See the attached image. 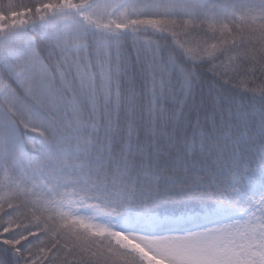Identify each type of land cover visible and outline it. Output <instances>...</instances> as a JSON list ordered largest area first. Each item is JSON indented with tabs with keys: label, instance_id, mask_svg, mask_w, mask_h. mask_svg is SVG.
<instances>
[{
	"label": "snow or ice",
	"instance_id": "obj_1",
	"mask_svg": "<svg viewBox=\"0 0 264 264\" xmlns=\"http://www.w3.org/2000/svg\"><path fill=\"white\" fill-rule=\"evenodd\" d=\"M0 264H264V0H0Z\"/></svg>",
	"mask_w": 264,
	"mask_h": 264
},
{
	"label": "trees",
	"instance_id": "obj_2",
	"mask_svg": "<svg viewBox=\"0 0 264 264\" xmlns=\"http://www.w3.org/2000/svg\"><path fill=\"white\" fill-rule=\"evenodd\" d=\"M211 74H207L206 79H210ZM205 92H207V88H205ZM225 95H229L235 98L236 101L243 103L247 106H254L259 108L262 101L260 97L257 95L253 97L250 93H244L241 88H236L234 90H229L225 93Z\"/></svg>",
	"mask_w": 264,
	"mask_h": 264
}]
</instances>
